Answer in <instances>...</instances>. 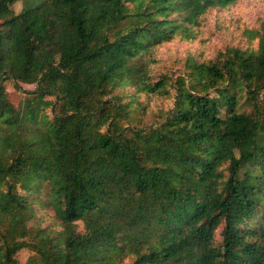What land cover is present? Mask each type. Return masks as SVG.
<instances>
[{
	"label": "trees",
	"instance_id": "obj_1",
	"mask_svg": "<svg viewBox=\"0 0 264 264\" xmlns=\"http://www.w3.org/2000/svg\"><path fill=\"white\" fill-rule=\"evenodd\" d=\"M234 2L0 0V264H264V23L151 123L118 91L172 84L143 54Z\"/></svg>",
	"mask_w": 264,
	"mask_h": 264
},
{
	"label": "rangeland",
	"instance_id": "obj_2",
	"mask_svg": "<svg viewBox=\"0 0 264 264\" xmlns=\"http://www.w3.org/2000/svg\"><path fill=\"white\" fill-rule=\"evenodd\" d=\"M17 12L20 3L13 6ZM264 23V0H236L225 7H212L203 13L198 23L193 26V37L182 39L180 36L171 38L151 47L145 52L141 61L146 64L148 79L158 81L161 76L172 78V84L166 83L162 91L136 92L133 86L127 85L119 88L127 97L124 101L133 98L139 118L143 123H151L167 109L172 108L174 81L177 76L187 72V60L208 61L214 59L218 53L227 46L246 48L249 45L246 29L257 28ZM256 45V40L252 46ZM187 80V79H186ZM11 102L18 106L23 100V94L13 88L11 82L5 83ZM23 88H32V85L23 84ZM130 95V96H129ZM47 214L49 210L44 211ZM49 220V219H48ZM220 227L215 232L216 241L220 240ZM33 255L29 249L22 248L16 254L20 264H26L27 259Z\"/></svg>",
	"mask_w": 264,
	"mask_h": 264
}]
</instances>
